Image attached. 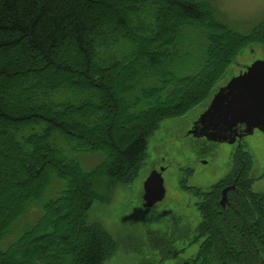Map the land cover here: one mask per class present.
I'll use <instances>...</instances> for the list:
<instances>
[{
	"label": "trees",
	"instance_id": "16d2710c",
	"mask_svg": "<svg viewBox=\"0 0 264 264\" xmlns=\"http://www.w3.org/2000/svg\"><path fill=\"white\" fill-rule=\"evenodd\" d=\"M222 17L210 0H0V168L10 179L0 170V240L42 208L0 249V264H102L115 252L86 219L91 203L135 179L162 120L210 97L241 49L264 43V18L241 32ZM118 116L131 127L122 135ZM73 151L104 158L83 170ZM251 164L238 146L208 191L181 181L201 194V242L187 263L264 264V192L250 190ZM52 173L66 186L42 201ZM237 174L242 194L222 208L219 191Z\"/></svg>",
	"mask_w": 264,
	"mask_h": 264
},
{
	"label": "rangeland",
	"instance_id": "374dc122",
	"mask_svg": "<svg viewBox=\"0 0 264 264\" xmlns=\"http://www.w3.org/2000/svg\"><path fill=\"white\" fill-rule=\"evenodd\" d=\"M210 1L222 14V18L236 24L241 32H248L256 22L264 18V0ZM263 57L264 43L252 42L243 47L212 87L210 97L181 116L165 118L148 136L135 179L128 184H117L109 200L95 199L91 203L87 210V221L100 224L116 245L115 252L102 264H181L192 258L201 242L196 233L201 216L195 204L197 196L185 189L181 181L184 180L188 186L208 191L212 184L229 172L232 154L239 143L251 155V189L264 192V131L255 129L233 143L214 142L187 133L208 105L212 94L254 60ZM14 100L17 101V94ZM117 118V130L122 135L130 123L123 124V118ZM72 155L83 170L93 169L104 158L100 151H73ZM160 168H163L161 174L165 195L152 207H144L143 182L150 172ZM0 170L9 181L3 165ZM14 175L18 176L19 173ZM66 183V179L52 173L42 201L55 198ZM9 194L14 195V192ZM1 199L4 201L6 198L4 196ZM41 213V205L31 206L14 224L10 233L0 240V249L17 239L20 226L35 222ZM71 222L70 218L68 223ZM168 253L174 254L165 257Z\"/></svg>",
	"mask_w": 264,
	"mask_h": 264
},
{
	"label": "water",
	"instance_id": "95a60500",
	"mask_svg": "<svg viewBox=\"0 0 264 264\" xmlns=\"http://www.w3.org/2000/svg\"><path fill=\"white\" fill-rule=\"evenodd\" d=\"M255 129L264 131V57L254 60L219 87L187 133L214 142L233 143ZM162 170H153L143 182L144 207H152L165 195ZM231 188L235 186L222 189V206Z\"/></svg>",
	"mask_w": 264,
	"mask_h": 264
},
{
	"label": "flooded vegetation",
	"instance_id": "af4514ba",
	"mask_svg": "<svg viewBox=\"0 0 264 264\" xmlns=\"http://www.w3.org/2000/svg\"><path fill=\"white\" fill-rule=\"evenodd\" d=\"M192 125H193V123H192ZM191 125V126H192ZM189 134V133H188ZM191 135V134H190ZM191 136H193V135H191ZM194 137V136H193ZM241 147V148H243L242 147V144L241 143H239L238 145H237V147ZM245 150V149H244ZM247 151V150H246ZM237 154V148L235 149V151L233 152V154H232V163H233V157H234V154ZM239 162H241V161H239ZM232 165H231V168H230V170H229V172L227 173V174H229L230 172H231V170H232ZM226 174V175H227ZM225 175V176H226ZM224 176V177H225ZM224 177H222V178H224ZM237 178H238V174L235 176V177H233L232 179L231 178H229V179H227V181L224 183V185L221 187V189H220V191H219V198H218V204H219V206H221L222 208H226V207H232V205H231V200H230V197L232 196V191H234V192H236V193H239V194H242V192H241V189L239 188V186L236 184V181H237ZM231 185H234L235 186V188L234 189H229L228 191H227V202L225 203V206H222L221 204H220V202H219V200H220V197H221V191H222V189L223 188H225V187H228V186H231ZM251 185H252V183H251ZM251 185H250V190L252 191V192H255V191H253L252 189H251ZM258 193H260V192H258ZM199 202H200V206H201V194H200V196L198 197V199H197ZM200 216H201V214H200ZM200 221H201V219H200ZM200 223V222H199ZM201 238V237H200ZM192 259H194V257H192V258H189L187 261H185V262H183V263H181V264H185V263H187V262H191L192 261ZM200 262H201V257H200ZM189 263H187V264H189Z\"/></svg>",
	"mask_w": 264,
	"mask_h": 264
},
{
	"label": "bare ground",
	"instance_id": "6f19581e",
	"mask_svg": "<svg viewBox=\"0 0 264 264\" xmlns=\"http://www.w3.org/2000/svg\"><path fill=\"white\" fill-rule=\"evenodd\" d=\"M201 239V238H200ZM199 241V240H198ZM198 241H195V242H198Z\"/></svg>",
	"mask_w": 264,
	"mask_h": 264
}]
</instances>
